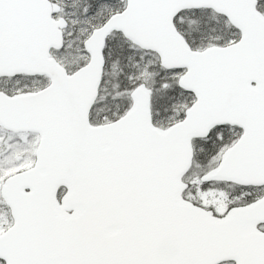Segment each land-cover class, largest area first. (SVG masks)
<instances>
[{"label":"snow or ice","instance_id":"snow-or-ice-1","mask_svg":"<svg viewBox=\"0 0 264 264\" xmlns=\"http://www.w3.org/2000/svg\"><path fill=\"white\" fill-rule=\"evenodd\" d=\"M0 264H264V0H0Z\"/></svg>","mask_w":264,"mask_h":264}]
</instances>
